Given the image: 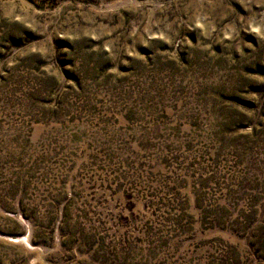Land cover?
<instances>
[{
	"label": "rangeland",
	"instance_id": "1",
	"mask_svg": "<svg viewBox=\"0 0 264 264\" xmlns=\"http://www.w3.org/2000/svg\"><path fill=\"white\" fill-rule=\"evenodd\" d=\"M0 264H264V0H0Z\"/></svg>",
	"mask_w": 264,
	"mask_h": 264
}]
</instances>
